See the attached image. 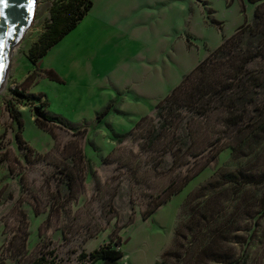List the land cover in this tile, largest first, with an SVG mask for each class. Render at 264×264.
<instances>
[{
    "label": "rangeland",
    "instance_id": "rangeland-1",
    "mask_svg": "<svg viewBox=\"0 0 264 264\" xmlns=\"http://www.w3.org/2000/svg\"><path fill=\"white\" fill-rule=\"evenodd\" d=\"M227 1L230 5L226 0H156L151 20L135 28L140 41L137 49L109 69L104 77L108 87L96 93L69 75L64 77L65 84L42 80V68L35 70L33 65L30 71L35 70L38 80L25 83L32 63L28 51L44 32L53 2L38 0L35 21L14 50L0 93V264H30L45 253L47 259L58 255L59 264H79L84 252L118 239L124 244L132 240L126 251L133 250L135 239L144 240L136 248L147 255L150 264L170 231L172 240L166 249L178 250L188 261L264 264V213H259L264 209L263 188H246L245 202H240L241 192L235 188H204L221 168L234 169L244 159L234 158L232 149L225 148L215 157L211 154L189 163V149L178 131L155 142L146 139L159 120L158 101L181 82L200 56L204 58L222 42L223 35H232L246 19L253 22L261 0ZM186 34L196 48L186 47ZM76 42V36L68 40L65 51ZM115 51L109 45L102 50L108 65L115 61ZM126 85L138 99L133 96L136 101L129 108L128 90L118 92L111 101V115L100 122L93 111L116 88ZM39 90L49 98L38 97L43 93ZM8 106L20 115L22 126ZM212 120L198 121L203 124L195 133L197 142L211 137L206 136L207 130L214 125L222 128L220 119ZM116 132L131 133L119 139ZM203 164L207 166L182 191L143 218L164 198V190L174 180L180 181L183 168L191 166L192 173ZM204 245L207 250L197 253ZM131 256L134 264L140 263L136 251ZM132 262L125 255L96 264Z\"/></svg>",
    "mask_w": 264,
    "mask_h": 264
},
{
    "label": "trees",
    "instance_id": "trees-1",
    "mask_svg": "<svg viewBox=\"0 0 264 264\" xmlns=\"http://www.w3.org/2000/svg\"><path fill=\"white\" fill-rule=\"evenodd\" d=\"M226 2L230 5L229 1ZM92 6L93 0H53L46 28L28 51V59L35 70L39 69L37 63L40 59L78 25ZM243 10L245 11V4ZM212 22L219 24L220 21L213 19ZM35 70L30 71L25 83L31 85L37 82ZM41 73L50 80L64 81L52 68L41 69ZM20 94L26 96L23 92ZM43 95L41 93L38 97ZM111 107V103L105 106L99 117L105 115ZM8 110L19 126H22L20 115L11 106H8ZM156 115L159 120L149 131L146 137L148 142L166 137L172 130L178 131L182 143L187 145L186 150L189 149V163L192 159L197 162L211 154L215 157L225 148L232 149L234 158L244 159L239 161L234 169L221 168L204 188L213 186L219 191L235 188L238 193L241 192L240 202L247 201L244 193L246 188L261 186L264 191V0L257 3L253 22L246 19L232 35H223L219 46L210 50L207 56L157 103ZM145 118L147 116L142 117L135 128ZM211 118L213 123L219 122L220 119L222 128H215L214 125V128L207 130L206 136L211 137L197 142L195 133L203 124H198V121L209 122ZM36 121L40 126H44L38 117ZM130 133L115 135L119 139H125ZM16 139H20L19 132L16 133ZM170 150L172 151V146ZM205 166L207 164H203L192 173L191 166L183 168L180 181L174 180L164 190V198L144 213L143 218H149L173 195L182 191ZM209 198L210 195L204 199V203H207ZM261 202L264 205V192ZM260 212L264 213V209ZM216 237L217 233L213 230L211 238L215 240ZM123 243L122 239L111 240L90 253L84 252L80 256L79 264L119 260L124 254ZM207 246H202L197 253L205 252ZM45 254L38 255L30 264H59L58 255L47 259ZM161 256L164 264L170 259L175 260L172 264L198 263L196 259L186 260V257L174 249H165Z\"/></svg>",
    "mask_w": 264,
    "mask_h": 264
},
{
    "label": "crops",
    "instance_id": "crops-1",
    "mask_svg": "<svg viewBox=\"0 0 264 264\" xmlns=\"http://www.w3.org/2000/svg\"><path fill=\"white\" fill-rule=\"evenodd\" d=\"M155 1L156 0H93V6L85 17L70 33H68L60 42L55 44L48 53L40 59L37 63L38 67L42 69L52 68L56 70L64 80L60 83H68V80L64 77L67 78L69 75L74 82L79 81L87 83L96 93L103 92L105 88L108 87L104 83V77L111 71L109 69L111 67L114 69L128 57L133 55L134 51L137 49V43H140V41L139 36L135 34V28L142 23L151 20V8ZM188 35L189 34H186L185 37L186 47L196 48L197 46H195L191 38V40L189 39ZM74 36L77 37V42L72 46L70 51L66 52V47H64V45ZM220 42L217 46H219ZM108 45L109 47L116 49V59L110 65H108L107 55H102V50L105 46L108 47ZM202 57L203 56H200L197 59L196 65L201 61ZM204 58H202V60ZM32 65L33 64L31 63L25 75L30 73ZM46 78L47 77L42 78V80H45ZM124 89H127L129 93L128 98H130V100L127 103L129 108L130 103L138 99V97L132 92L130 85H126L123 88H116L110 95V98L108 97L101 106L93 111V113L97 112V118L100 122L109 118L113 107L101 117H99L100 111L110 104L112 100H115L116 95H119L118 92H121ZM39 92H43L44 96H48L47 93L42 90H39ZM155 102L156 100L154 103ZM146 112L148 111H145V113ZM170 232L169 237L166 238L164 244L158 249L152 263L150 264H164L161 255L172 240V234ZM134 241L135 246L133 247V250L130 251H126V245L130 244L132 240L126 244L123 243L122 249L124 254L120 259L125 255H128L132 262L131 254L136 251L137 258L139 260L141 259L139 264H147V255L143 253L141 249L137 250L136 248L137 245L142 247L145 241L139 239H135Z\"/></svg>",
    "mask_w": 264,
    "mask_h": 264
},
{
    "label": "water",
    "instance_id": "water-1",
    "mask_svg": "<svg viewBox=\"0 0 264 264\" xmlns=\"http://www.w3.org/2000/svg\"><path fill=\"white\" fill-rule=\"evenodd\" d=\"M37 8L38 0H5L0 4V93L11 69L14 50L32 27Z\"/></svg>",
    "mask_w": 264,
    "mask_h": 264
},
{
    "label": "snow or ice",
    "instance_id": "snow-or-ice-1",
    "mask_svg": "<svg viewBox=\"0 0 264 264\" xmlns=\"http://www.w3.org/2000/svg\"><path fill=\"white\" fill-rule=\"evenodd\" d=\"M3 3H5V0H0V4H3Z\"/></svg>",
    "mask_w": 264,
    "mask_h": 264
}]
</instances>
